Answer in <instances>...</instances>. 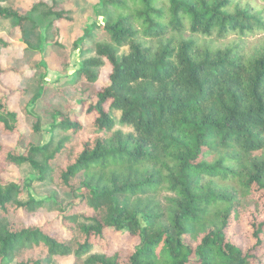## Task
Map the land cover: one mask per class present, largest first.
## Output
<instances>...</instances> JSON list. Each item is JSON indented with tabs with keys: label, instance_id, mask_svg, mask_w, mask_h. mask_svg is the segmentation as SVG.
I'll list each match as a JSON object with an SVG mask.
<instances>
[{
	"label": "trees",
	"instance_id": "obj_1",
	"mask_svg": "<svg viewBox=\"0 0 264 264\" xmlns=\"http://www.w3.org/2000/svg\"><path fill=\"white\" fill-rule=\"evenodd\" d=\"M9 1L0 0V19L20 33L28 61L0 64V264H264V11L255 0H101L103 20L90 28L103 39L64 83L74 101L52 111L44 142L27 137L9 107L19 94L29 131L42 133L30 106L45 93L43 74L32 93L2 76L46 68L52 52L69 64L61 24L72 18L63 0L26 13ZM257 33L262 42L249 45ZM87 37L96 39L87 30L74 49ZM1 46H11L3 35ZM10 135L14 146L3 141ZM25 163L39 176L5 177ZM34 181L45 188L39 197ZM249 207L233 234L242 243L230 230ZM41 210L59 213L58 224L17 218ZM107 232L138 242L111 251Z\"/></svg>",
	"mask_w": 264,
	"mask_h": 264
},
{
	"label": "rangeland",
	"instance_id": "obj_2",
	"mask_svg": "<svg viewBox=\"0 0 264 264\" xmlns=\"http://www.w3.org/2000/svg\"><path fill=\"white\" fill-rule=\"evenodd\" d=\"M39 0H11L9 2H4L2 5H14V7L20 10L23 13H26L32 5ZM52 4L53 0H42ZM62 5L65 10L70 11V16L72 18L71 21L66 24H61L62 35L65 43L68 45L67 52L69 55V64L63 63L57 54L50 53L46 57V68L39 66V68L33 70L28 69L21 75H6L2 76V81L5 85L16 88L20 80L24 81L25 85L29 89V93L35 92L37 89V81L39 79V75L43 74V80L45 85V93L41 99L37 101V103L33 106H30V110L36 114L41 115L43 120V132L39 134L31 133L28 129V123L26 120V116L23 114L21 105H20V96L17 93L10 94L9 97V107L13 110L18 111L20 115V130L37 142H44L49 139L50 135L47 133V129H49L50 122L52 121L51 113L54 109H59L63 112L69 111V106L73 103L75 96L68 90V84H64L68 79V77L79 67L80 62L83 58L93 56L94 50L88 51V49H93L94 43L97 40L103 39L102 32L100 27H91L95 22L102 21L103 16H101V11H103L101 0H63ZM1 4V3H0ZM258 11H264V0H255L253 3ZM11 30V25L8 20L0 19V35L5 36L6 40L11 43V46L8 47H0V64L2 68L11 67L13 65H21L28 61V58H25L23 55V44L21 43L20 33L18 32L15 36H10L9 31ZM89 30L95 34L96 39H92L91 37H87L85 39L84 45L80 48L74 49L73 43L75 40L84 36L85 32ZM47 31H44L46 34ZM53 39V32H50V36L45 39L44 46L48 48L50 40ZM263 34L257 33L248 36L249 45H259L262 42ZM88 48V49H87ZM128 49L125 47L121 49L122 55L124 52H127ZM39 54V53H38ZM35 56L36 63H39L40 60L44 57L42 55ZM65 62V61H64ZM22 77V78H21ZM40 80V79H39ZM107 77L103 76L98 85H106ZM63 83V84H62ZM1 88V86H0ZM115 118L118 120L119 114L117 111H113ZM92 116V115H91ZM84 114L83 119H91L92 117ZM116 129H121L124 132L131 131V127L117 124ZM3 141L6 144L16 145L17 143V135L3 136ZM39 176V172L29 163H25L21 166H13L10 172L5 173V177L12 179H30L34 180V178ZM34 187L31 188V193L39 197L40 194L45 192V188L41 182L34 181ZM56 190L61 194L62 198H64V193L62 189ZM27 197V195H26ZM66 197V195H65ZM252 207H249L247 210L242 209L240 212V216L238 221H234L231 225L232 230H230L231 234L236 235L241 232L242 225L246 223V221L251 218ZM254 211V209H253ZM263 213V212H262ZM264 214V213H263ZM58 216L57 212H49L46 210H41L36 214H28L23 211H19L17 213V218L24 222L26 225H43L47 221H52L55 225L58 224ZM52 233L57 234L59 236H65L62 232L61 228L54 227L52 228ZM243 234V233H242ZM233 238L238 241H244L243 237L234 236ZM106 237L109 242L110 250L116 251L121 247H133L137 244L138 239L134 236L130 235L128 232H107ZM61 264H72L73 258H61ZM15 264V263H13Z\"/></svg>",
	"mask_w": 264,
	"mask_h": 264
}]
</instances>
